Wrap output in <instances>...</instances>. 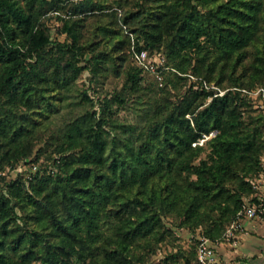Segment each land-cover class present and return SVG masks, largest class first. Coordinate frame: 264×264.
<instances>
[{"label": "trees", "instance_id": "16d2710c", "mask_svg": "<svg viewBox=\"0 0 264 264\" xmlns=\"http://www.w3.org/2000/svg\"><path fill=\"white\" fill-rule=\"evenodd\" d=\"M136 5L120 16L107 13L118 27L99 25L106 46L97 49L80 42L87 17L77 14L104 10L105 1L0 0V169L33 153L38 132L64 100L56 90L79 77L81 60L96 78L111 67L122 73L121 51L134 60L124 25L138 49L167 57L187 73L180 79L196 77L179 102L156 106L147 124L110 139L102 125L124 94L99 102L86 94L99 110L52 143L57 173L19 175L0 190V264H141L139 247L154 252L168 235L176 237L165 221L170 216L193 233L195 246L178 248L163 264H199L201 236L224 240L245 205L262 213L264 110L244 89L264 86V0ZM50 11L62 16L67 41L48 31L43 17ZM124 71L138 89L144 68L136 63ZM252 106L263 113L246 120Z\"/></svg>", "mask_w": 264, "mask_h": 264}, {"label": "rangeland", "instance_id": "374dc122", "mask_svg": "<svg viewBox=\"0 0 264 264\" xmlns=\"http://www.w3.org/2000/svg\"><path fill=\"white\" fill-rule=\"evenodd\" d=\"M76 2L78 0H72ZM107 3V7L104 10H97L93 14L80 13L77 16H86L87 19L82 22V38L80 42L88 44L93 42V48L101 49V47L106 46V40L104 34L99 30V25L107 24L110 28H113L114 25L118 27L117 22H112V17L107 15L110 11L114 9L117 11L118 15H122L126 10H136V2L146 1V0H103ZM62 15L67 12L61 10ZM55 12L50 11L47 13L43 20L47 26L48 31L54 39H57L61 42L67 41L66 32L60 31V26L62 24V16ZM68 15V14H67ZM88 15V16H87ZM76 16V15H74ZM120 24V23H119ZM126 33H129L131 39V53L132 57L127 53L121 51V55L125 54V64L123 71L120 75L115 74L112 70V67L105 72H102V75L93 74L90 66L86 63V60H81L80 63L86 64L85 69L79 75V77L73 81L71 84L67 85L66 88H58L56 91L64 97V100H61L59 104L58 111L53 114L50 118L45 121L42 129L38 132L39 138L34 140L33 153L24 158L17 163L8 164L4 169H0V190L5 188L6 180H11L21 175L24 178H30L36 171H42L45 173L56 174L58 171V166H56L55 159L58 157V154L55 152V143L60 135L64 134L66 130L72 125L76 119L81 117L92 118V113L94 109L99 110L98 104L96 105L89 99L86 98V94L91 98H94V101H102L103 99L111 98L112 95H115L117 92L124 94L125 101L119 103L115 101L112 104L113 112L109 115L110 119L107 123L102 125V134L108 139L112 138L115 135H122L130 133L129 125H135L137 129L141 128L142 124H147L150 121V118L146 114L147 111H152L156 106L162 105L163 103L172 104L173 102H179V100L185 95V92L195 81L196 77L190 75L191 79H180L179 76L186 75L173 68L171 61L164 57L160 53L149 54L147 49H138L136 35L124 25ZM89 50V49H87ZM146 51V64H141V62L135 57V51ZM115 57H119V53H115ZM116 63L119 65L121 59H117ZM139 63L144 71L141 72L143 75L140 87L138 89H133L129 86V82L126 79V74L124 69H128L134 64ZM195 84L194 87H196ZM221 93H224L227 89H221ZM256 107V102L253 100ZM252 106V110H245L244 118L250 119L249 115H262L261 108H255ZM202 108V106L200 107ZM189 117L192 115L189 113ZM94 119V118H93ZM97 119V117H95ZM264 121V120H263ZM214 133V132H213ZM210 137V136H209ZM208 137V138H209ZM264 137V132H263ZM41 148L38 158L37 152ZM38 149V150H37ZM208 152V148H205L202 156H205ZM264 161V154L261 158ZM60 170V169H59ZM260 177V176H259ZM259 193H264V176L258 179L257 181ZM263 191V192H262ZM264 208L262 209V212ZM259 215L258 213L256 216ZM243 217H254V216H243ZM166 224L171 226L175 230V238L168 235L165 241L160 242L157 246V250L150 252L147 249L139 247L137 253H141L144 258V262L141 264H163L164 257L170 253L177 251L178 248L190 249L195 246V240L193 238V233L187 228L175 227L172 217L165 218ZM233 223V222H232ZM231 223V224H232ZM230 224V225H231ZM228 229V228H227ZM238 233V232H237ZM229 241L228 239L221 241ZM239 237L237 236V241ZM180 263H184L183 260L179 259ZM199 263V261L197 262ZM200 264V263H199Z\"/></svg>", "mask_w": 264, "mask_h": 264}, {"label": "crops", "instance_id": "0c3cea01", "mask_svg": "<svg viewBox=\"0 0 264 264\" xmlns=\"http://www.w3.org/2000/svg\"><path fill=\"white\" fill-rule=\"evenodd\" d=\"M258 214L240 219L242 228L236 243L226 240L217 243L220 264H264V211Z\"/></svg>", "mask_w": 264, "mask_h": 264}, {"label": "built area", "instance_id": "2783aa9c", "mask_svg": "<svg viewBox=\"0 0 264 264\" xmlns=\"http://www.w3.org/2000/svg\"><path fill=\"white\" fill-rule=\"evenodd\" d=\"M146 51H135V57L141 62V64H146ZM254 101L257 103L256 106L261 107L264 110V86H258L253 89H244ZM204 138H201L199 141H195L194 144L203 143ZM244 216H256L257 207L254 205H245L244 208L239 212ZM242 217L237 218L233 223L228 227L225 232L226 239L230 240L232 243L237 242L236 233L237 230L242 228V223L240 221ZM219 241H214L207 236H201L198 244V260L200 264H220L219 257L217 254L216 245Z\"/></svg>", "mask_w": 264, "mask_h": 264}]
</instances>
